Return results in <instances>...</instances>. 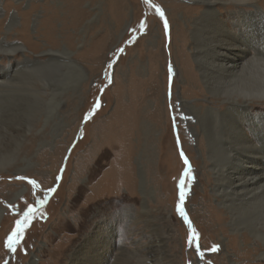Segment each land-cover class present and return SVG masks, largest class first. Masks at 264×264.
<instances>
[{"label":"rangeland","instance_id":"rangeland-1","mask_svg":"<svg viewBox=\"0 0 264 264\" xmlns=\"http://www.w3.org/2000/svg\"><path fill=\"white\" fill-rule=\"evenodd\" d=\"M69 2L12 0L14 29L31 10L29 43H44L39 23L55 16L57 43L47 47L59 61L32 66L18 76L14 96L0 97L18 134L0 131V264H30L33 255V264H69L74 247L94 245L96 229L112 244L108 264H155L152 244L174 264H264L248 228L210 221L223 210L211 169L218 154L208 153L196 115L181 107L189 102L201 114L220 105L204 87V59H196L190 36L195 14L187 8H200V0ZM180 29L186 41L179 47L173 30Z\"/></svg>","mask_w":264,"mask_h":264},{"label":"bare ground","instance_id":"bare-ground-1","mask_svg":"<svg viewBox=\"0 0 264 264\" xmlns=\"http://www.w3.org/2000/svg\"><path fill=\"white\" fill-rule=\"evenodd\" d=\"M2 2L0 0V12L4 8L6 15L0 19V97L5 99L14 96L21 73L57 58L56 51L47 47L54 46L57 41L50 36L53 14L39 23L36 32L44 43H29L27 23L31 10L21 14V28L16 30L13 27L19 17L12 0ZM200 2L201 10L187 8L188 16L195 14L190 36L196 59H204L200 64L204 87L212 96L211 100L220 105L205 106L201 114L197 106L189 102L181 107L196 115V122L209 141L208 153L218 154L217 159L213 157L211 169L215 193L223 210L210 217V221L216 219L222 223L228 219L236 230L248 228L260 244L257 256L264 259V111L255 110L256 106L264 107V10L256 4L257 0ZM69 5L77 7V0H70ZM250 8L258 10L257 13ZM165 10L172 24L173 13L167 6ZM43 12L47 13L45 7ZM173 31V40L182 46L186 41L185 32L182 29L179 33ZM17 40H23L24 44ZM1 111L0 131L4 128L10 138L17 137L14 114L9 110ZM3 210L0 207V218ZM257 217L260 222H256ZM206 230L214 231L211 227ZM91 235L94 245L85 240L83 245L74 247L69 264H108L104 258L112 251L108 236L99 229ZM232 241L231 248L237 250L236 239ZM149 251L150 263L174 264L160 246L152 244ZM36 257L33 255L30 264Z\"/></svg>","mask_w":264,"mask_h":264},{"label":"snow or ice","instance_id":"snow-or-ice-1","mask_svg":"<svg viewBox=\"0 0 264 264\" xmlns=\"http://www.w3.org/2000/svg\"><path fill=\"white\" fill-rule=\"evenodd\" d=\"M185 163L187 164V160H185ZM32 183H35V182L33 181ZM179 187H180V192H179V204H178V209H179V211L181 212V214H183L182 204H183L184 197H185V193H184V190H183V189H184V182H183V181L180 182ZM28 211L31 212V211H32V208L29 207ZM25 219H27V214L25 215ZM17 223H18V224H22L23 221H18ZM16 231L19 232V231H20V228L18 227ZM15 242H16V232H14V233L12 234V236L9 237V239H8V246H9V247H12V245H13ZM213 250H215V249H213Z\"/></svg>","mask_w":264,"mask_h":264},{"label":"water","instance_id":"water-1","mask_svg":"<svg viewBox=\"0 0 264 264\" xmlns=\"http://www.w3.org/2000/svg\"><path fill=\"white\" fill-rule=\"evenodd\" d=\"M185 220H186V222H187L188 224H190V222H189V220L187 219V217H185Z\"/></svg>","mask_w":264,"mask_h":264}]
</instances>
